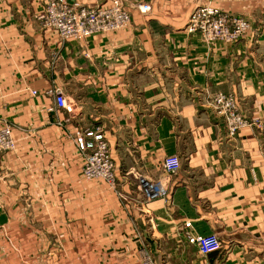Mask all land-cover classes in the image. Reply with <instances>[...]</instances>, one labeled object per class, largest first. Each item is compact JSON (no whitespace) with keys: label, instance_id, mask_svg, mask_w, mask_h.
Instances as JSON below:
<instances>
[{"label":"crops","instance_id":"1","mask_svg":"<svg viewBox=\"0 0 264 264\" xmlns=\"http://www.w3.org/2000/svg\"><path fill=\"white\" fill-rule=\"evenodd\" d=\"M204 2L125 0L127 27L59 41L39 27L36 0H0V121L15 141L0 153V226L17 227L25 257L141 264L144 245L157 264H264V0H212L249 23L236 41L212 44L184 30ZM54 86L70 113L47 110ZM216 91L251 124L227 136L208 103ZM95 126L112 184L80 173L73 132ZM170 154L179 169L167 197L142 202L134 173L163 179ZM184 220L215 233L220 249L199 254Z\"/></svg>","mask_w":264,"mask_h":264},{"label":"built area","instance_id":"2","mask_svg":"<svg viewBox=\"0 0 264 264\" xmlns=\"http://www.w3.org/2000/svg\"><path fill=\"white\" fill-rule=\"evenodd\" d=\"M40 11L35 19L43 30L54 32L59 41L81 40L96 33L113 32L129 25V13L125 9V0H105V3L83 4L78 0H36ZM132 6L144 13L149 10L147 3L131 2ZM249 28L248 21L241 15L221 10L206 0L196 5L189 13L184 30L198 33L206 44L215 42L232 43L243 37ZM34 93L35 91H31ZM53 97V107L48 111L63 109L70 113L72 106L66 101L59 87L47 90ZM214 113L223 122L227 136H233L239 129L247 127L250 121L238 110L231 93L216 91L208 98ZM73 142L81 157L80 173L84 179H103L114 183L113 163L107 143L98 127H77L73 132ZM15 148L11 134V125L0 121V153ZM165 177L150 180L140 173H134L136 187L142 202L165 199L168 195V182L179 169V158L175 154L165 155L161 160ZM189 220L183 221V237L194 246L199 254L206 255L217 251L221 242L215 233L197 234L191 232ZM141 264H157L151 251L144 245L140 248Z\"/></svg>","mask_w":264,"mask_h":264},{"label":"rangeland","instance_id":"3","mask_svg":"<svg viewBox=\"0 0 264 264\" xmlns=\"http://www.w3.org/2000/svg\"><path fill=\"white\" fill-rule=\"evenodd\" d=\"M16 228L14 225L0 226V264H42L45 259L25 257L20 236L10 233L11 230L18 233Z\"/></svg>","mask_w":264,"mask_h":264}]
</instances>
